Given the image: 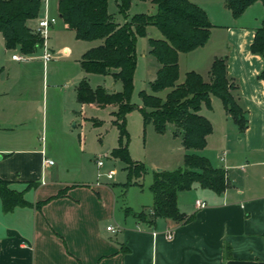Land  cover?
<instances>
[{
    "label": "crops",
    "instance_id": "1",
    "mask_svg": "<svg viewBox=\"0 0 264 264\" xmlns=\"http://www.w3.org/2000/svg\"><path fill=\"white\" fill-rule=\"evenodd\" d=\"M57 1L53 17L62 20ZM190 1L206 12L213 26L204 46L179 53V81L191 70L209 81L213 60L225 58L227 77L234 85L231 93L246 121L240 130L213 95L211 106L203 104L199 111L211 123L212 131L206 136L205 147L193 152L224 169L226 189L217 193L194 183L177 194L178 209L192 215L190 220L156 218L148 223L125 211L128 205L120 214L116 193L107 181L96 179L91 185L57 181L52 170L47 178L51 164L44 162L43 147L21 142L13 148L10 142L2 141L0 178L10 181L12 189L22 191L29 204L4 212L0 198V264H264V80L259 78L264 60L250 49L264 19V5L256 1L234 17L225 0ZM115 4L119 10V0ZM128 15H123V22ZM1 44L4 46L3 37ZM4 50L12 49L4 46ZM32 54L27 55V61ZM156 70L157 65L148 82ZM172 129L168 125L162 135L173 144L168 153L175 162L157 169L170 170L183 163L186 150ZM144 176L137 179L141 185L136 186L142 188ZM197 199L205 206L197 207ZM41 201L45 202L36 205ZM149 205L128 207L148 213ZM110 219L115 225L107 222L104 227V221ZM107 225L115 231L107 230Z\"/></svg>",
    "mask_w": 264,
    "mask_h": 264
},
{
    "label": "trees",
    "instance_id": "2",
    "mask_svg": "<svg viewBox=\"0 0 264 264\" xmlns=\"http://www.w3.org/2000/svg\"><path fill=\"white\" fill-rule=\"evenodd\" d=\"M149 1L156 7L153 14L135 13L123 23L113 20L108 12V0H58L57 12L77 39L101 40L82 54L81 69L85 73L110 75L121 83V90L110 92L101 86L93 88L83 76L75 91L81 104L116 107L112 123L118 130V144L111 150V156L124 163L127 182L123 185L140 186L137 179L148 173L143 163L132 160L128 153L129 134L125 127L128 112L138 110L143 124L151 123L159 134L172 125V134L180 137L186 150L180 166L151 171L149 212L145 213L144 209L132 211L128 206L125 211L148 223H153L156 218L183 222L190 220L192 215L186 216L179 211V191L190 189L194 183L217 193L228 186L224 169L214 167L207 157L193 152L205 147L206 136L212 131L209 120L199 113L201 105L210 107L211 96H216L240 130L245 128L246 121L244 111L231 93L234 85L228 80L225 58L213 60L209 81L193 70L186 72L179 81V53L195 50L208 41L213 25L206 12L190 0ZM256 1L264 5V0H225V7L238 17ZM41 5V0H0V33L6 49L18 48L21 54L30 55L42 47L43 37L27 23L39 15ZM130 6L131 0H119L118 8L125 18ZM148 26H154L161 34V38L147 39L148 53L158 64L154 79L148 82V90L139 91L140 104H136L131 102L136 37L146 36ZM250 49L264 60V19L255 31ZM259 78L264 80V67ZM30 184L27 187H31ZM22 193L12 189L10 181L0 178L4 212L29 204Z\"/></svg>",
    "mask_w": 264,
    "mask_h": 264
},
{
    "label": "rangeland",
    "instance_id": "3",
    "mask_svg": "<svg viewBox=\"0 0 264 264\" xmlns=\"http://www.w3.org/2000/svg\"><path fill=\"white\" fill-rule=\"evenodd\" d=\"M55 6L56 0H50L49 15H55ZM41 8L39 15L28 21V26L37 33ZM155 11V5L149 1L132 0L127 13L131 16L135 13L153 14ZM108 12L115 22H123L124 16L117 9L115 0H108ZM43 36L46 48L59 55L45 64L39 58L43 55V48H38L28 61L13 60L12 54L20 52L17 49L5 51L0 33V68L3 69L0 92H4L0 95V142H10L13 148H17L21 142L32 147H43L47 159L53 163L47 178L52 170L57 181L91 185L97 179L98 170L110 171L112 178L107 179L103 175L99 179L107 181L115 191L120 214L127 205L135 207L140 203H151L148 190L151 171L166 164L173 166L175 162L169 159L172 155L168 152L173 146L170 138L155 132L151 123L144 125L138 110L126 114L129 156L143 163L148 173L141 180L142 188L136 185L125 187L123 184L127 182V177L124 163L111 156V150L118 144V130L112 123V113L116 107L111 104L103 107L81 104L76 98L75 87L83 76L93 88L101 86L110 92L121 90V83L110 75L85 73L81 69L79 59L82 54L100 44L101 40L77 39L74 31L64 26L58 17L54 26L49 27ZM149 37L161 38V34L154 26H148L146 36L136 37V68L131 94V102L136 104H140L139 91L148 90L150 73L158 64L148 53ZM186 63L187 59L182 61V74ZM161 94L164 95L163 92ZM97 158L103 161L100 168L95 162ZM16 188L21 189L23 185ZM30 195L29 198H32ZM107 222L115 225V221L110 219L104 221V227Z\"/></svg>",
    "mask_w": 264,
    "mask_h": 264
},
{
    "label": "built area",
    "instance_id": "4",
    "mask_svg": "<svg viewBox=\"0 0 264 264\" xmlns=\"http://www.w3.org/2000/svg\"><path fill=\"white\" fill-rule=\"evenodd\" d=\"M56 18L49 15L48 13V0H42V15L38 20V28L37 31L38 33L43 37V55L42 58L44 60V62L49 61L51 59H55L58 57V55H55L52 53V51H50L48 48H46L45 46V42H44V36L46 35L47 29L50 27L51 24L55 23ZM12 59L14 60H18V61H22V60H27L28 57L27 55H23V54H12L11 56ZM44 162L46 164H52V160H48V159H44ZM96 165L98 168L103 166V161L100 158L96 159ZM105 175L108 179L112 178V173L110 171L108 172H101L98 170L97 172V179H99V177ZM195 204L197 207H204L205 206V202L201 201V200H196ZM107 230H110L112 232L115 231V228L112 225H107L106 226Z\"/></svg>",
    "mask_w": 264,
    "mask_h": 264
}]
</instances>
